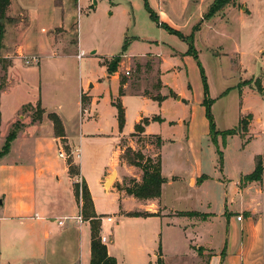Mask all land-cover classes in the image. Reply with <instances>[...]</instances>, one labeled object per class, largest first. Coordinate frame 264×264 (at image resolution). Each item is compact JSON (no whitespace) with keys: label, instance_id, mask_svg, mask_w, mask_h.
I'll return each instance as SVG.
<instances>
[{"label":"rangeland","instance_id":"obj_1","mask_svg":"<svg viewBox=\"0 0 264 264\" xmlns=\"http://www.w3.org/2000/svg\"><path fill=\"white\" fill-rule=\"evenodd\" d=\"M171 1L175 5L184 2V0ZM148 2L150 5L149 0ZM237 2L238 0H235L233 6H236ZM57 3L61 4L62 0H57ZM150 7L152 8L151 5ZM67 8L72 13L69 31L65 30V32L63 28L55 29L58 47L54 53L62 54L59 59L42 61L39 66L36 58L29 54L16 53L14 56H18L19 60L14 65V59L3 58V49L0 50V151L8 135L14 130L17 131V138L9 153L0 161L22 159V163H26L30 160V156L56 157L61 155L58 149L62 146L66 162L72 163L74 167L75 175L73 177L70 175L73 188L79 183L82 190L83 182L76 177L79 167V159L76 156L82 155L83 161L88 159V169L92 175H95V168L109 163L111 157L115 156V149H118L114 146L115 135L120 133L118 110L111 103L112 97L117 93V87L114 86V82L110 84L106 80L107 75L109 78L118 76L123 93H143L142 91L145 90L147 95H156L154 97L161 100L163 97L157 93L161 83L158 73L155 74V67L160 57H145L144 60H149V64L141 58L149 53L157 54L161 55V70L166 72L164 81L169 84L168 87L178 96L179 93L187 94L190 102L182 105L177 101L178 96L171 93L172 96L166 99L168 102L160 107L158 102L152 101L145 105L138 98L127 95L124 104L127 108L123 133L132 132L135 118L141 112L146 116L158 114L174 121V123L154 121L148 125L150 131L158 134L163 140L161 152L163 174L167 177L175 176L176 179L184 177L177 179L172 186L166 187L163 202L170 209L178 211L177 214L205 212L208 202L216 211L221 190H225L227 184L230 195L233 187L242 181V172L244 173L246 169L248 173L252 171L253 156L263 153L259 151L262 149L264 123H255L250 134L242 132V128L238 133L242 135L237 134L238 136L224 137L223 132L237 129L239 119L245 118H240L241 93L239 94L240 87H237L244 73L236 67L238 60L232 59L234 57L229 55L234 52L241 54L239 63L244 64L247 76L256 71L258 76L264 75V69L259 70L263 64L257 61L255 56L261 48H264V18L263 22H259L255 17L245 24L231 12L225 19L217 18L210 27L199 30L200 26H198L196 30L194 24L198 19L194 18L193 14L191 18L180 16L178 21L181 23L176 22L175 25L178 26L182 37L153 21L146 10L145 0H70ZM238 8L243 9V5H238ZM246 10L249 13L250 9ZM26 17L29 22L30 14L27 13ZM34 19L35 21L31 17L35 30H40L41 27L49 29L46 19L44 21ZM151 39L159 40L160 44L150 43L148 40ZM126 43L128 44L125 49ZM81 51H84L83 55ZM117 56H121V62L115 67V71L111 72L109 68L114 67V58ZM128 58L133 59L129 61ZM27 60H31L30 63H27ZM12 68L14 71L11 72ZM89 82L91 84L87 89L86 85ZM93 83H99V86L93 89ZM242 84L251 85L257 97H260L259 100L254 95L244 92L243 97L247 98L246 107L252 109L255 115L260 113L262 109L264 110V96H262L264 90L260 80L254 77L252 80H245ZM233 87H236L234 88L236 90H231L228 96L221 97L225 91ZM7 89L8 92L1 102V94ZM170 89L165 88L166 94H170ZM83 96L86 97L84 107L87 109L90 104L89 96L99 101L90 114L84 113L80 106ZM206 99L211 100L212 104L211 113L218 132L215 137L211 136ZM114 101L117 103L120 99ZM40 103L47 113L56 112L63 116L68 129L76 137L75 142L70 143L67 138L54 140L49 115L44 113L39 119ZM179 118L184 119L186 123L179 125ZM204 131L207 134H204ZM156 143V139L144 138L136 132L122 142L118 140V145L122 147L126 144L131 145L134 150L143 151L145 157L152 158L155 163L158 161L156 153H160L155 150ZM219 151L223 153L222 161ZM196 158L200 159L201 168L205 174L211 176L212 180L203 187L198 185L195 188L190 186L187 174L195 170ZM127 168L129 167L124 164L116 166L109 174L110 176L116 173V179L106 188L108 192L100 188L94 193L100 214L104 218L108 215L112 216L113 224L119 222L122 225L121 218L124 216L120 214L119 197L113 191L122 189L130 183L129 179L133 177L129 175ZM132 172L140 175L143 173L137 167ZM125 176H129L126 181L123 180ZM61 179L62 186L69 184L65 175H62ZM55 182L58 183L57 180ZM7 186L0 174L2 203L4 194L9 195L10 188ZM28 187H31L33 194V198L31 194L26 198L30 201L45 202L52 198V187L46 186L49 190L47 193V189L42 188L37 179ZM231 198L230 202L232 201L234 205L232 210L236 215L237 211L240 212V208L236 207L239 197L232 195ZM123 205L130 209L135 206L133 202L128 201ZM2 208L0 204V216L4 212ZM82 209L83 204L79 213H82ZM36 211L42 212L38 209ZM63 213L66 212L59 209L54 210L52 215L57 217ZM122 213L125 214L126 211L123 210ZM190 217H200V214L190 215L184 220L189 222ZM262 226L258 234L263 236L264 241V221ZM104 228L106 233L108 224L104 223ZM117 228L113 232L114 239L121 244V238L125 233L124 229L118 233ZM118 248L123 254L122 247L118 246ZM162 252L164 264H206L208 259L204 251L200 250V257L196 263L188 249H171L167 246V241Z\"/></svg>","mask_w":264,"mask_h":264},{"label":"crops","instance_id":"obj_2","mask_svg":"<svg viewBox=\"0 0 264 264\" xmlns=\"http://www.w3.org/2000/svg\"><path fill=\"white\" fill-rule=\"evenodd\" d=\"M149 1L160 23L167 24V26L176 31L179 29L178 26L175 25L176 22L181 23V21H178V18L180 16L183 18L186 16L191 18L192 14L194 18L198 19L194 24V28L200 26L199 30L210 27L211 23L217 18L225 19L226 15L231 12L238 20L245 24L248 20H253L255 17L259 22H263L264 18V0H238L236 6H227L223 11L217 13L210 19H204V14L210 9L215 0H184V2H179L178 5L173 4L171 0ZM69 2L70 0H62V3L58 4L57 0H11L8 10V17L11 19V22L7 23L5 27L3 58L14 59L13 64L16 65L19 59L18 56L15 57L14 55L16 53H20L21 55L26 53L36 58V61L39 63L37 65L39 66H41L42 61L59 59L62 54L54 53L56 47H58L55 29L63 28L64 31H69V26L72 21V13L69 8H67ZM187 2L190 4H187ZM240 4L243 5V9L238 8ZM247 8L250 9L249 13L246 10ZM23 12H25V14ZM27 13L33 17L34 21V18L42 21L46 19V23L50 26L49 29L41 27L40 30H35L31 17L29 18V22L27 20ZM227 22H229L228 18ZM59 41L58 39V43ZM148 41H150V43H156L157 45L160 44L159 40L151 39ZM259 52H257L255 56L256 60L263 64L259 69L262 70L264 69V48H261ZM81 54L83 55L84 51H81ZM229 56L234 57L232 59L238 60V65L236 67L240 69L241 73H244L240 83L237 85V87H240L239 94L241 93L240 105L242 107V113L240 114V118L246 117L247 115L252 116L248 131L245 133L250 134L255 123H264V110L262 109L260 113L255 115L252 109L246 107L247 98L243 97L244 92L249 95H254L255 98L259 100L260 97H257L251 85H243L242 83L247 79L252 80L255 77L260 80V85L264 90V75L258 76V71H256V73L247 76L244 64L239 63L241 54L239 52H234L230 53ZM145 57H160L155 67V74L156 72L158 73L161 83V87L157 93H160L163 99L157 100L158 97H154L156 95H147L145 90L142 91L143 93L136 91V93L133 94L124 92L123 95H121L120 89L122 86L118 76L114 75L112 78H109L107 75L106 80L110 82V84L114 82V86L117 87V93L112 97L111 103L114 104V100L120 99L125 109V115L127 107L124 104H126L125 98L127 95L138 98V100H141L145 105L152 101L158 102L160 107L168 102L166 99L172 96L171 93L178 96L176 92L168 87L169 84L164 81L166 72L165 70H161V55L149 53L141 58L144 60ZM132 59L133 58H128L127 60L130 61ZM144 61L146 64H149V60ZM12 71H14L13 68L11 69V72ZM90 84L91 82L86 85L87 89ZM98 86L99 83H93V89ZM165 88L170 89V94H166L164 91ZM234 88L236 87L225 91L227 93L224 94V92L221 97L228 96L231 90H236ZM6 92H8V89L1 94V102H3V97L5 98ZM83 93L84 92H82V94ZM179 94L180 96H178L177 101L181 102L182 105L183 103L187 104L190 102V97L187 94ZM262 96H264V93ZM89 97L90 104L88 109L83 107L80 102L83 112H87L88 114H90L93 108H96L99 103L97 99H93L92 96ZM44 111L46 115L50 114L47 113L45 109ZM58 115L64 125L66 134L64 138L69 139L70 143H72L76 137H74V133L68 129L63 116L60 113ZM154 117H160L164 122L168 121L174 123V121L167 120V118H163L158 114L146 116L144 112L139 113L135 118V125L134 128H132V132L124 134L119 131L120 133L115 135L116 142L114 146L118 147V149H115V156H112L109 163L106 165L99 166L97 169L95 168V175H92L88 169V159L83 161L82 155L78 158L79 167L76 177L80 178L81 182L87 184L97 215L100 216L101 214L94 193L100 188L108 192L105 188V182L116 166L124 164L129 167L127 168L129 175H132L133 178L129 179L130 183H126V187L130 186L132 181L141 182L143 173L140 175L132 172L136 167L127 164L122 159L121 155L123 154V150L121 145H118V140L122 142V140H125L131 134L135 133V126L142 120L152 119ZM90 118L89 116V119ZM240 120L241 119H239L238 125ZM50 122V128L53 130V135L55 136L53 123L52 121ZM185 123L186 121L184 119H178L179 125H184ZM261 133L263 134V131ZM204 134H207L206 131H204ZM238 135L242 134L240 133ZM50 136L53 138L52 134H50ZM141 136L147 139L155 136L160 137L158 134H153L148 126L145 127V132ZM58 139L59 138L54 137L55 141H58ZM261 140L262 149L259 152L264 153V137H261ZM81 141L82 136L80 138V142ZM58 150V152L63 150L62 146H60ZM155 150L160 151L159 154L161 155L162 147L161 149ZM157 155L158 153H156V156ZM257 156L258 155L253 156L254 167H252V171L248 173L246 169V171L241 174L242 178L254 171L256 165L255 159ZM199 157L200 156H197V158ZM197 158L195 160V170L187 174V180L190 186L195 188L198 185L203 187L212 180L210 175L204 173L203 168L200 166L201 161ZM26 163H22V159L19 161L11 160L9 162H5V160L0 161V174L3 176L6 186L8 184L7 187L10 188L9 195L4 194L3 203L0 202L3 206L2 209H4L3 215L0 216V264H91V225L85 220L82 223L77 222V216L80 215L79 211L82 201H79L75 196L73 182L69 174L70 166L66 162V159L60 158V156H30V160ZM161 171L166 182L162 185V195L159 199H137L127 194L125 191L126 187L113 191L117 193L119 197L120 214L124 216L121 218L122 225H120L119 222L113 224L114 218L112 216V223L103 219L101 235L109 239L108 243L105 245L107 246L109 255L116 258L117 264H158L159 245L161 244L162 251H164L166 241L167 246L171 249H188L192 259L195 260L196 263L200 257V250H203L204 254L208 256L206 264H264V241L262 239L263 236L258 234L260 233V228L263 227L262 224L264 221V188L261 183L253 182L242 184L241 181L233 187L230 195L227 190L228 185L226 184V189L221 190L222 192L219 195L218 204L215 207L216 211L212 209V204L208 202L205 212L198 213L193 211L203 216L190 217L191 220L188 222L184 219L189 218V216L177 214L178 211L170 209L163 202L166 187L172 186L177 179H183L184 177H178L176 179L175 176H165L163 174V162ZM62 175L66 176L67 184L69 183L67 186H62L63 184H60ZM128 178L129 176H125L123 180L126 181ZM36 179L42 188L47 189V193L49 190L46 186L52 187V198L45 202L26 199L29 198L30 194L33 198L32 190H30L31 187L28 186L33 181H36ZM56 180L58 183L55 182ZM53 183H55V186ZM218 183L221 184L220 181H218ZM232 195L239 197L236 207L240 208V212L237 211L236 215H234V211L232 210L234 205L232 201L230 202V200H232ZM126 201L133 202L135 204L134 208H125L123 204ZM121 208L126 211L125 214L122 213L123 210ZM37 209L42 212L36 211ZM59 209L66 213L54 217L52 215L53 211ZM77 211L78 213L76 214ZM132 211L155 214V216L128 217L127 214ZM240 214H243V219L241 221L238 220ZM60 221L64 222V225H60ZM104 223L108 224L106 233ZM116 228L118 229V233L124 229L125 234L121 238V244L120 242H115L114 239L113 232ZM118 246L122 247L123 254Z\"/></svg>","mask_w":264,"mask_h":264},{"label":"trees","instance_id":"obj_3","mask_svg":"<svg viewBox=\"0 0 264 264\" xmlns=\"http://www.w3.org/2000/svg\"><path fill=\"white\" fill-rule=\"evenodd\" d=\"M235 0H215L214 3L211 5L208 13L206 14L204 19H210L213 16H215L217 13L225 9V7L229 5H234ZM11 4V0H0V50L3 49V40L5 36V27L7 23L11 22V19L8 17V10ZM145 6L146 10L150 15V18L156 22L159 26L167 29L171 33H177L180 36L179 31H176L167 24L160 23L159 18L157 14L153 11V9L150 7L148 0H145ZM199 27L197 26L195 29L197 30ZM183 37V36H182ZM127 44L125 45V49L127 48ZM124 49V50H125ZM121 56H117L114 58V67H110V71H115V67L119 65L121 62ZM225 92L224 94H226ZM120 94L123 95L122 87L120 89ZM207 94V93H206ZM86 97H82V105L83 107L85 105V99ZM157 100H159L157 98ZM206 111H207V117L210 121V129H211V136L215 137L217 135L216 131V125L214 123V119L211 113V100L206 99ZM116 106L118 110V127L119 131L123 132V129L125 127L126 123V115H125V109L123 108L121 102H114L113 104ZM38 113H39V119L42 118L43 114L45 113L44 109L42 108V105L38 106ZM49 118L53 123L54 128V134L56 138H64L65 137V129L63 122L58 114L56 113H50ZM252 120V116L248 115L247 118L245 117L240 121V124L237 129H231L223 132L224 137L234 136L237 135L242 128V132L248 131V126ZM158 121L162 122L163 120L158 117H154L152 119H144L140 123H138L135 126V132L137 134L142 135L145 132V127L148 126L151 122ZM17 131H12L8 137L6 138L5 144L2 147V150L0 151V160L5 157L6 154L9 153L10 148L15 141ZM134 136V135H133ZM152 139H156V148L161 149L162 147V140L160 137H150ZM149 138V139H150ZM142 138H139L141 140ZM122 147V146H121ZM123 154L122 159L129 165L140 168L143 171L141 182L138 183L136 181H132L130 186H127L125 188V191L127 194L134 196L137 199L140 200H155L159 199L162 195V185L166 182V179L162 176V162H161V155L158 154V161L155 163L152 158L145 157L142 151L134 150L129 145H123L122 147ZM219 154L221 155V161L223 160V153L219 151ZM255 169L254 171L246 175L242 179V184L247 183H253L258 182L261 183L264 188V153L262 155H258L255 159ZM69 173L71 177L75 175L74 167L72 166V163H69ZM75 196L79 201H82L83 209H82V216L85 221H88L91 225V264H117L116 258L112 257L108 253L107 246L102 243L101 241V227H102V218H104L103 215H97L94 207V202L91 196V193L89 191V188L85 182H83L82 190L80 188L79 183H77L74 186ZM198 213L194 212H187V213H180L181 216H190V215H196ZM128 217H150L155 216V214H142V213H128ZM200 216H203L200 214ZM158 264H164V261L162 259V247L161 244L159 245V254H158Z\"/></svg>","mask_w":264,"mask_h":264},{"label":"built area","instance_id":"obj_4","mask_svg":"<svg viewBox=\"0 0 264 264\" xmlns=\"http://www.w3.org/2000/svg\"><path fill=\"white\" fill-rule=\"evenodd\" d=\"M30 61L31 60H27V63H30ZM127 74L128 75L130 74L129 71L127 72ZM62 152H63V150L60 151V154H61L60 157H63V158L65 157L66 158V156H64V152H63V154H62ZM77 158H80V155L77 156ZM103 219H105L109 223H112L113 222V218L112 217H109V216L106 217V218H102V220ZM242 219H243V216L242 215L238 216V220L239 221H241ZM83 221H84V219H83L82 213L80 212V215L77 216V222L82 223ZM59 224L60 225H64V222L60 221ZM101 241H102L103 244H107L108 241H109V239L107 237L101 235Z\"/></svg>","mask_w":264,"mask_h":264},{"label":"water","instance_id":"obj_5","mask_svg":"<svg viewBox=\"0 0 264 264\" xmlns=\"http://www.w3.org/2000/svg\"><path fill=\"white\" fill-rule=\"evenodd\" d=\"M116 179V173H113L106 179L105 188L110 187Z\"/></svg>","mask_w":264,"mask_h":264}]
</instances>
